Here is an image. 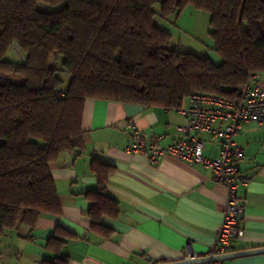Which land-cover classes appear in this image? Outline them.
Masks as SVG:
<instances>
[{
    "label": "trees",
    "instance_id": "trees-1",
    "mask_svg": "<svg viewBox=\"0 0 264 264\" xmlns=\"http://www.w3.org/2000/svg\"><path fill=\"white\" fill-rule=\"evenodd\" d=\"M51 7L48 12L37 3ZM159 3V9L154 6ZM187 6L209 14L213 49L221 61L171 46L156 24ZM18 44L22 63L5 59ZM54 65H51V59ZM20 66L22 81L10 73ZM264 71V0H0V237L41 214H60L50 165L84 146L87 99L178 109L194 92L237 100L250 74ZM63 73L70 76L63 89ZM97 188L86 190L91 227L116 216L106 192L112 167L90 161ZM74 234L57 226L46 248L58 254ZM55 256L41 264H67Z\"/></svg>",
    "mask_w": 264,
    "mask_h": 264
},
{
    "label": "crops",
    "instance_id": "crops-1",
    "mask_svg": "<svg viewBox=\"0 0 264 264\" xmlns=\"http://www.w3.org/2000/svg\"><path fill=\"white\" fill-rule=\"evenodd\" d=\"M256 81L264 90V71L257 73ZM186 104L187 98L180 108ZM180 108L87 99L81 116L83 148L62 153L50 165L60 214L43 213L33 224H20L0 237V258L9 264H41L55 256L67 257V264H157L181 261L190 254L207 256L222 218L224 186L200 165L170 155L152 164L146 154L126 151L130 121L151 138L159 137L160 145L181 138L177 127L186 117ZM202 138L203 154L215 157L218 140L207 133ZM234 140L244 151L241 171L252 177L237 192L244 206L242 232L230 251H241L264 247V128L245 122ZM92 157L112 166L105 192L117 201L118 213L100 219L110 228L106 234L91 227L86 215L89 201L84 193L96 189L98 182ZM57 226L74 234L64 238L58 254L46 248ZM225 264H264V252L229 258Z\"/></svg>",
    "mask_w": 264,
    "mask_h": 264
},
{
    "label": "built area",
    "instance_id": "built-area-1",
    "mask_svg": "<svg viewBox=\"0 0 264 264\" xmlns=\"http://www.w3.org/2000/svg\"><path fill=\"white\" fill-rule=\"evenodd\" d=\"M256 78L257 74L249 75L247 82L239 87L238 98L234 101L205 92L190 94L187 104L179 109L186 117V123L177 127L183 136L170 144L160 145L159 137L151 138L146 131L129 122L130 143L126 151L144 153L152 164L170 155L190 165H200L211 171L214 182L224 186L225 205L208 256L231 252L232 241L242 232L239 219L244 206L237 192L240 186L248 185L252 177L241 171L240 160L244 151L234 138L245 122L252 121L264 128V90ZM205 133L218 140L215 157L203 154L205 142L202 135ZM209 264H225V260H213Z\"/></svg>",
    "mask_w": 264,
    "mask_h": 264
},
{
    "label": "rangeland",
    "instance_id": "rangeland-1",
    "mask_svg": "<svg viewBox=\"0 0 264 264\" xmlns=\"http://www.w3.org/2000/svg\"><path fill=\"white\" fill-rule=\"evenodd\" d=\"M37 8L45 12L51 10V7L48 4L42 2L37 3ZM154 8L155 10L159 9L158 2L155 4ZM155 22L171 33L172 47L177 48L180 51L191 52L199 56H208L216 64L221 61L220 56L213 49L212 39L209 35V32L211 31L209 14L206 11L196 9L192 6H187L174 20L162 21L159 18H156ZM5 59L14 64H18L24 62L25 54L20 49L18 44L14 43L8 49ZM54 59L55 55L53 59H51V65H54ZM20 70V66H14L12 72L10 73L12 79L16 80L17 83L22 81ZM62 78L64 81L62 88L64 89L70 81V76L63 73ZM0 264L9 263L1 257Z\"/></svg>",
    "mask_w": 264,
    "mask_h": 264
},
{
    "label": "water",
    "instance_id": "water-1",
    "mask_svg": "<svg viewBox=\"0 0 264 264\" xmlns=\"http://www.w3.org/2000/svg\"><path fill=\"white\" fill-rule=\"evenodd\" d=\"M264 252V247H258V248H252V249H246L241 251H231L222 255H215V256H194L193 254H190L189 257L176 262H168V263H157V264H198L202 262L209 263L213 260H227L229 258L233 257H239V256H245L255 253H261Z\"/></svg>",
    "mask_w": 264,
    "mask_h": 264
}]
</instances>
